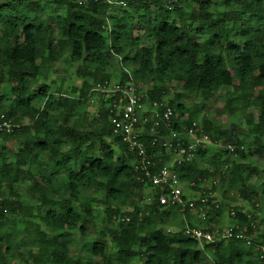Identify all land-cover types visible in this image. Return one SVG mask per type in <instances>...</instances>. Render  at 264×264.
I'll list each match as a JSON object with an SVG mask.
<instances>
[{"label": "trees", "instance_id": "1", "mask_svg": "<svg viewBox=\"0 0 264 264\" xmlns=\"http://www.w3.org/2000/svg\"><path fill=\"white\" fill-rule=\"evenodd\" d=\"M42 1L47 0H0V85L10 84L9 92L13 97L12 103L5 106L0 95V113L20 124L11 133L0 132L3 141L20 143L16 151L0 148V226L12 222L14 215L19 216L25 234L20 242L29 247L24 264H28L27 260L32 264H85L78 256H68L67 236L73 229L85 235L92 208L89 201L79 202L80 194L86 187L99 186L105 191L100 202L106 205L108 224L91 247V254L98 257L97 264H127L135 256L145 258L143 264H196L202 258L197 240L185 237L182 228L169 234L154 223V217L163 218L176 206L160 205L157 198L144 207L135 202L144 187L135 168L138 157L113 134L112 98L100 95L95 115L85 108L90 95L94 94L93 85L109 81V74L102 72L111 58L106 53L108 50L121 57V67L130 69L136 83L147 80L151 85L145 92L148 101H162L167 89L155 82L165 79L181 82L190 93L208 94L232 85L240 90L237 97L253 95L259 108L258 120L251 128L255 133L253 143L255 152L264 156V137L258 134L264 129V0H234L238 8H229L215 16L211 11L214 0H195L197 14H190V20L184 16L182 0H177L171 8L165 7L162 0H129L127 7L140 11L137 22L145 25L153 37V45H142L134 52L125 49L132 35L126 24L130 14L125 8L121 9L124 10L122 15L117 16L116 9L107 14V5L101 1L52 0L64 9L62 14L45 19L31 16L30 13L39 11ZM151 6L156 9L153 11ZM13 7L20 10L13 14ZM172 12L177 13L178 23L170 18ZM55 29L59 37L53 35ZM201 34H206L207 38L201 40ZM64 50L70 51L73 59L82 60L86 68L84 75L89 77L83 79L79 87L70 86L69 95L58 91L60 89L50 94L45 86L30 90L28 78L35 79L40 70L36 60H54ZM225 56L231 59L232 71L226 65ZM92 66L93 69L88 70ZM77 73L83 75L79 69ZM120 75L122 84L128 77L124 71ZM234 77L237 85L233 84ZM38 97L44 99L41 106H37ZM231 100L233 98L228 101ZM167 104L173 109V115L175 110H183L182 104ZM159 109L161 111L162 107ZM174 121L172 116V128L180 132L182 128ZM151 125L147 123L148 129ZM190 126L192 118L189 116L185 127ZM201 127L212 139L230 135L214 129L206 118ZM168 133L169 129L160 123L154 133L141 135L147 151L157 152V164L168 161V157L159 154V147L152 145L153 136L167 137ZM112 140L119 144V155L115 154ZM233 143L236 152L243 156L241 141L235 138ZM9 158L12 160L8 161ZM248 167L234 164L230 169L232 182L240 179ZM174 169L182 181L194 176L184 164L175 163ZM204 173L206 171L197 172L198 175ZM23 177L31 180L26 193L33 200L32 204L24 203L21 194L13 191ZM241 183L239 195L252 202L253 188ZM61 188L69 195L58 197ZM126 203L132 207L122 211L121 206ZM212 209L218 213L219 206L210 205L206 213L211 214V219L214 217ZM236 218L237 227H232L231 232L237 233L245 227V234L249 235L251 216L237 210ZM116 220L117 225H111ZM12 234L13 229L0 232V264H7ZM106 236L114 243L116 263L106 251ZM235 243L232 237L222 248L216 247L214 264H233L234 261L264 264V256L259 255H250L242 261V253Z\"/></svg>", "mask_w": 264, "mask_h": 264}, {"label": "rangeland", "instance_id": "2", "mask_svg": "<svg viewBox=\"0 0 264 264\" xmlns=\"http://www.w3.org/2000/svg\"><path fill=\"white\" fill-rule=\"evenodd\" d=\"M214 1L215 5L211 8L214 16L229 8H238L233 2L234 0ZM42 2L40 3L39 11L37 13H30L31 16L38 15L42 19L48 16L52 18L57 14H62L64 11L62 7L57 6L52 0ZM180 5L184 11V16L188 20H190V14H197V1L182 0ZM125 9L130 14V18H128L126 24L132 31L131 41L127 42L128 45L125 49H130L134 52L142 45H153V37L148 34L146 26L137 22L140 11L129 9V7ZM151 9L154 11L156 7L151 6ZM19 10L20 8L18 7L12 8L13 14ZM122 11L124 10L116 9L114 13L117 16H121ZM153 14L154 12H151V15ZM170 18L177 23L179 21L176 12H172ZM234 33L236 32H231V34ZM53 35L59 37L56 29L53 31ZM200 37L203 40L207 38V35L201 34ZM106 53L111 58L109 59V64L104 66L102 72L109 74V83L119 82L120 73L123 71L119 62L121 60L116 54L108 50ZM36 62L40 65V70L35 79L28 78L30 90L36 91L41 86H45L48 88V93L50 94L60 89L58 91H61L64 95H69L70 86L79 87L82 80L89 77L84 75L86 68H83L82 60L73 59L68 50L62 51L54 60L39 58ZM225 62L227 67L232 71L233 65L231 59L225 56ZM93 66L88 68V70L93 69ZM78 69L83 75L77 73ZM155 84L167 89L166 94L162 96L163 103L172 102L174 105H183L182 112L175 110L173 115L176 120L174 122L182 129L185 127V121L190 116L192 118V127H194L198 134L201 132L202 120L204 118L212 124L214 129L230 133L226 138L216 139L218 141L216 144L210 143L196 146L192 151L191 159L180 162L187 166V171L192 172V175H194L191 180H183L182 182L185 200L193 205H187L184 208H172L170 213L163 218L154 217L153 220L156 227H161L169 234H175L180 228L183 229L188 224L209 232L210 239L199 243L198 247L202 252V258L196 264H214L215 248L219 245L222 248L233 237L230 236V231L232 227H236L238 224L236 211L240 210L242 213L251 216V232L249 235L245 234V227H242L241 231L237 232V235L241 234L243 237L234 236L235 245L242 253V261L249 258L250 255L253 257L259 255L258 245L264 244V156L258 155L255 152L256 147L253 143L255 133L251 131L253 123L258 120L259 108L257 101L252 97L253 95L237 97L240 90L235 89L232 85L223 86L211 93L204 94L201 92L190 93L182 87L181 82L176 80L165 79L163 81H156ZM233 84H238V80L235 77ZM137 85L143 93L148 92L151 88L147 80L138 81ZM9 90L10 84L5 83L0 85V95L3 96L2 105L7 106L13 101ZM144 96L149 98L146 93ZM38 98L37 106H41L44 99ZM91 98L93 102L89 101L85 109L90 114L95 115L100 103V94L94 92L93 95H90ZM230 98H233L231 102L228 101ZM174 105H172L173 108ZM139 128L142 135H147L150 132L146 124L141 125ZM258 134L264 137V129H261ZM235 138L241 141L243 156L236 152V145L233 143ZM177 139L186 140L187 134L181 132L178 134ZM228 143L233 147L232 150L226 147ZM111 145L115 154L119 155L118 142L112 140ZM19 146L18 140L3 141L0 139V148H5L7 151H16ZM158 150L159 154L168 157V160H170V157H177L172 147H161ZM11 160L12 158L8 159V161ZM234 164H247L249 167L243 171L240 179L232 182L230 169ZM199 170L206 171V173L198 175L197 172ZM30 182L29 177H23L13 190L21 194L20 198L26 204L33 203V200L26 193V187ZM241 182L253 188L254 196L252 202L247 201L239 195L238 189L242 186ZM1 190H3V187ZM4 191L8 192L10 190L5 189ZM151 192L150 188L143 187L141 196L136 197L135 202L144 207L147 202H150L149 196ZM68 195L69 192L67 190L62 188L58 190V197H66ZM90 197L91 199H89ZM92 197L95 199L92 200ZM104 197L105 191L99 186L86 187L82 190L79 202L81 200L90 202L92 219L86 226L85 235H81L78 229H73L67 236L68 256L71 258L78 256L82 263L85 264H97L99 261L97 256L91 254V247L95 239L99 237L100 231L107 227L108 224L105 213L106 205L100 202ZM212 204L215 208L219 206V209L218 213L212 209L214 217L211 219V214L208 215L206 212ZM74 205L78 207L76 202ZM131 207L130 203H126L121 206V210L128 211ZM15 221L17 223L13 224ZM116 223L117 220L111 225L116 226ZM23 225V223H20L19 216L14 215L12 222L8 221L0 226V232H11L13 229V234L10 237L11 251L6 254L7 264H24L23 259H28L26 251L29 247L20 242L25 237L22 229ZM248 240L250 241L249 243ZM106 242V251L111 255L113 263H116L118 256L115 253V246L110 236H106ZM4 245L6 244L4 243ZM32 250L36 252L37 248H33ZM144 260L145 258L135 256L128 260L127 264H143ZM27 263L32 264L28 260ZM233 264H243V262L234 261Z\"/></svg>", "mask_w": 264, "mask_h": 264}, {"label": "built area", "instance_id": "3", "mask_svg": "<svg viewBox=\"0 0 264 264\" xmlns=\"http://www.w3.org/2000/svg\"><path fill=\"white\" fill-rule=\"evenodd\" d=\"M101 1L107 5V14L112 13L115 9L126 8L129 0H95ZM177 0H162L167 8H171ZM121 60V57L118 56ZM123 71L127 74L128 79L124 83L112 82L96 83L91 91L97 92L102 98L111 97V123L113 124V134L120 137L130 151H133L138 160L135 168L138 171V179L144 187L150 188L152 191L149 196V201L158 199L160 205H173L179 208H184L187 205H193L185 200L184 187L182 180L174 169L175 163L185 162L191 159L192 151L198 145L216 144V139H211L207 134L201 132L198 134L194 127H184L178 132L172 128L171 118L173 109L163 101L147 100L139 86L133 79L129 68L122 66ZM89 101L93 102L91 98ZM160 107L162 110L160 111ZM152 123L148 129L150 132L147 135L154 133L156 127L160 123L164 124L169 129L167 137L161 138L153 136L152 145L161 147H172L175 151V156L170 157V160L157 164V152L149 153L146 149L144 141L141 139L140 126ZM19 123L13 122L10 118L0 113V132L11 133L14 128H18ZM187 134V139H177L179 133ZM228 149H233L230 143L226 145ZM235 149V147H234ZM159 159V158H158ZM159 190V191H157ZM237 227V226H236ZM241 231V230H239ZM237 231V232H239ZM231 232V231H230ZM183 234L186 237L195 239L198 243L210 239L209 232L202 230L199 227L185 225ZM238 233H230V236L243 237ZM250 241L248 240V243ZM260 251L259 257L264 256V244L258 245Z\"/></svg>", "mask_w": 264, "mask_h": 264}]
</instances>
